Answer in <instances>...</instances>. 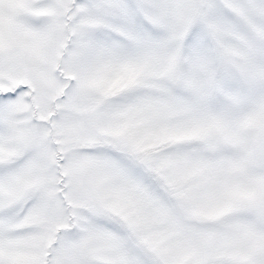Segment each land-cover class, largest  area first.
<instances>
[{"label":"snow or ice","instance_id":"1","mask_svg":"<svg viewBox=\"0 0 264 264\" xmlns=\"http://www.w3.org/2000/svg\"><path fill=\"white\" fill-rule=\"evenodd\" d=\"M0 264H264V0H0Z\"/></svg>","mask_w":264,"mask_h":264}]
</instances>
